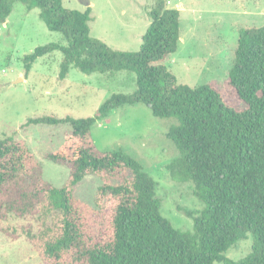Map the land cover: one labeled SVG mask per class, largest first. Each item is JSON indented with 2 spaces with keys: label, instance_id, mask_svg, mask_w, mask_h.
<instances>
[{
  "label": "trees",
  "instance_id": "16d2710c",
  "mask_svg": "<svg viewBox=\"0 0 264 264\" xmlns=\"http://www.w3.org/2000/svg\"><path fill=\"white\" fill-rule=\"evenodd\" d=\"M0 0V22L13 2ZM39 8L47 28L65 43L35 47L23 57L24 74L41 56L62 54L58 77L74 66L90 74L128 70L135 89L112 93L95 115L28 118L22 127L67 124L69 135L47 157L68 168L61 186L42 177V167L26 143L0 139V215L31 213L38 230L29 235L45 264H264V26L239 30L228 87L242 108L224 97L218 84L195 86L177 80L166 60L179 46L180 10L155 0L138 50H116L90 35V6L71 9L62 0H19ZM142 103L154 116L173 118L166 136L178 151L167 169L176 181H190L202 202L192 230L182 231L160 212L156 180L120 149L101 151L93 143V124L125 104ZM119 179L112 181V175ZM86 175L103 182L96 205L108 206L104 233L83 222L73 187ZM5 193V194H4ZM252 236L251 250L239 259L226 256L237 241Z\"/></svg>",
  "mask_w": 264,
  "mask_h": 264
},
{
  "label": "rangeland",
  "instance_id": "374dc122",
  "mask_svg": "<svg viewBox=\"0 0 264 264\" xmlns=\"http://www.w3.org/2000/svg\"><path fill=\"white\" fill-rule=\"evenodd\" d=\"M65 7L84 10L90 6V35L116 50H138L150 19L148 12L155 0H62ZM167 7L180 10V39L175 52L166 60L168 69L179 82L195 86L207 81L217 83L231 104L242 108L228 87L227 71L232 66L239 30L264 26V0H166ZM65 43L63 35L47 28L39 8L27 9L13 2L12 11L0 22V139L14 136L23 140L42 167V177L61 186L68 168L47 157L59 149L70 133L67 124H35L22 127L28 118L54 115L84 117L95 115L112 93L129 94L135 89V74L128 70L90 74L72 66L59 79L60 51L39 57L27 75L23 57L35 47ZM173 118L154 116L142 103L115 108L91 128L97 149H120L136 158L156 180L160 212L174 227L192 230L186 211L198 213L203 204L193 192L190 181L174 180L167 164L178 155L166 133ZM119 179L112 175V181ZM103 182L86 175L73 187L78 209L90 232L104 233L108 206L98 207L95 197ZM5 194V193H4ZM38 219L31 213L18 216L2 209L0 215V264H45L29 239L37 232ZM252 246V236L233 244L226 256L239 259ZM220 264V263H215Z\"/></svg>",
  "mask_w": 264,
  "mask_h": 264
}]
</instances>
